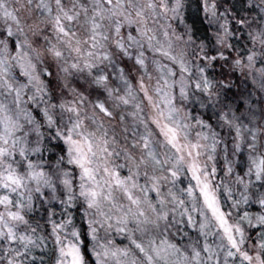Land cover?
<instances>
[{"label":"snow or ice","instance_id":"1","mask_svg":"<svg viewBox=\"0 0 264 264\" xmlns=\"http://www.w3.org/2000/svg\"><path fill=\"white\" fill-rule=\"evenodd\" d=\"M0 264H264V0H0Z\"/></svg>","mask_w":264,"mask_h":264}]
</instances>
